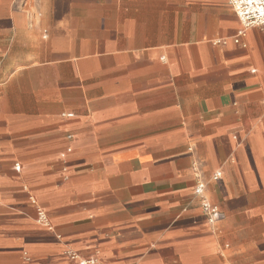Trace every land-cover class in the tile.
Listing matches in <instances>:
<instances>
[{"label":"crops","instance_id":"0c3cea01","mask_svg":"<svg viewBox=\"0 0 264 264\" xmlns=\"http://www.w3.org/2000/svg\"><path fill=\"white\" fill-rule=\"evenodd\" d=\"M82 260L264 264V28L228 0H0V264Z\"/></svg>","mask_w":264,"mask_h":264},{"label":"built area","instance_id":"2783aa9c","mask_svg":"<svg viewBox=\"0 0 264 264\" xmlns=\"http://www.w3.org/2000/svg\"><path fill=\"white\" fill-rule=\"evenodd\" d=\"M228 2L241 23L242 31L253 27L260 29L264 28V0H228ZM216 177H218V175ZM203 187L202 183H198V186L195 189V194L201 196L203 193ZM201 201L208 221L213 223L218 220L219 213L217 209L211 206L204 198H202ZM39 219L44 220V215H42L41 212H39ZM79 264L96 263H89L82 260Z\"/></svg>","mask_w":264,"mask_h":264}]
</instances>
